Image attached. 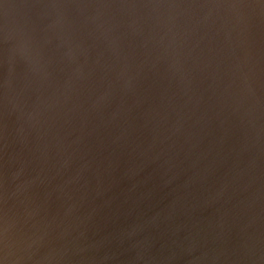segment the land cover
<instances>
[{"label": "water", "instance_id": "water-1", "mask_svg": "<svg viewBox=\"0 0 264 264\" xmlns=\"http://www.w3.org/2000/svg\"><path fill=\"white\" fill-rule=\"evenodd\" d=\"M0 264H264V0H0Z\"/></svg>", "mask_w": 264, "mask_h": 264}]
</instances>
